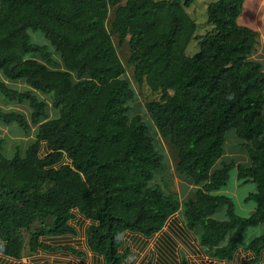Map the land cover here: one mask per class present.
I'll use <instances>...</instances> for the list:
<instances>
[{
    "label": "trees",
    "instance_id": "obj_1",
    "mask_svg": "<svg viewBox=\"0 0 264 264\" xmlns=\"http://www.w3.org/2000/svg\"><path fill=\"white\" fill-rule=\"evenodd\" d=\"M244 1L207 4L210 30L199 51L187 56L196 23L186 8L194 0H0V71L50 94L57 110L48 119L46 103L31 90L0 81L3 98L26 101L37 126L23 155L16 149L6 158L0 139V254L20 259L22 231L34 222L39 225L28 238L30 253L74 252L43 239L74 234L71 221L79 216L89 221V251L103 264H124L130 254L122 249L124 236L150 238L180 210L186 231L199 227L197 243L209 258L233 259L243 233L264 226V69L249 59L258 33L237 22ZM28 30L40 31L59 60L32 43ZM112 32L119 43L127 39L134 81L161 92L145 110L176 150V173L199 185L182 202L177 193L150 184L162 169V155L141 117L128 115L134 92ZM0 121L30 130L19 112L0 109ZM229 131L241 141L248 165L215 167ZM232 168L239 180L255 185L244 197L255 205L247 216L236 213L231 197L217 194ZM221 209L224 217H214ZM247 248L256 259L264 232ZM178 264L188 261L181 256Z\"/></svg>",
    "mask_w": 264,
    "mask_h": 264
},
{
    "label": "rangeland",
    "instance_id": "obj_2",
    "mask_svg": "<svg viewBox=\"0 0 264 264\" xmlns=\"http://www.w3.org/2000/svg\"><path fill=\"white\" fill-rule=\"evenodd\" d=\"M124 1L125 0H122V4L124 3ZM213 1L216 0H194V2L188 8H186L187 13L196 23V31L194 37L187 45V48L185 50V54L187 56H192L199 51V40L210 30V25L206 22V6ZM112 14L113 13L111 9L106 22V27L109 31ZM243 26L249 27L258 33L256 46L252 54L249 56V59L261 62L264 69V19L262 18L260 20L259 26H254L251 24H245ZM28 34L32 43L45 45L48 50L53 52V58L56 60L59 59L58 54L54 51V48L49 44L46 37L40 31L28 30ZM111 38L115 46L117 55L120 58L121 63L123 64L125 69L123 77L127 79L130 87L134 92V98L127 104L128 115L129 117L135 115L141 117V119L147 126L148 133L153 139L156 150L162 155V169L161 171L156 172L154 179L150 182V184L158 185L164 192L171 191L177 193L181 202L184 199L193 197L194 192L199 187V185H194L184 176L176 173V150L168 142L167 139L163 138L159 134L145 110V104L150 101L159 100L161 97V92L151 91L145 82L137 83L134 81L133 66L127 62L130 53L127 39L122 43H119L117 35L113 32L111 33ZM73 80H75L74 76ZM0 130V135L8 133L6 136H11V133L9 131L3 133L4 130ZM247 159L248 158L244 148L241 145V141L234 135L232 131L227 132L224 152L219 161L216 163L215 167L220 166L221 162L246 164ZM254 191V183L242 182L241 180H239L237 178L236 169L232 168L228 173V180L226 185L222 187L217 192V194L231 197L235 206L236 213L240 216H247L249 213H247L248 211H246V209L250 207V205L254 206V203L252 201L245 202L244 197ZM175 215V220L173 221H175L174 225L176 227L171 224L172 222H168L165 227L161 229V231L150 238H143L142 240L137 239L135 241L134 239L129 237V235L124 236L122 249H128L130 252L124 264H178L180 260L179 256H183V253H191L193 249L188 247L184 241L194 239L193 237L198 234L199 227H196L193 232L189 233L188 231L183 229V218L181 211H177ZM38 225V222H34L31 225L30 230L22 231L24 257L31 255L28 249V238L31 230ZM71 225L75 230L73 237L76 239L77 243L74 242V244L68 247L73 249L74 252L70 250H65L66 252H52L56 255H61L62 257L64 256L63 259L58 260L56 264H86V261L88 259V247L81 239L85 232L84 224H79L78 221L74 219L71 221ZM256 234H259L257 227L247 229L243 233V238L239 243V247L245 246L250 238ZM166 238L167 242L165 244L164 241ZM200 253L201 252H199V254ZM201 255H203L204 258L206 257L204 253H201ZM192 264L196 263L192 262Z\"/></svg>",
    "mask_w": 264,
    "mask_h": 264
},
{
    "label": "crops",
    "instance_id": "obj_3",
    "mask_svg": "<svg viewBox=\"0 0 264 264\" xmlns=\"http://www.w3.org/2000/svg\"><path fill=\"white\" fill-rule=\"evenodd\" d=\"M262 18L264 19V0H245L243 3V6H242V13L238 17L237 20H238V23L240 25L242 24V26L245 24H251L254 26H259L260 20ZM0 81L4 82L9 88L17 90L19 92L31 90L33 92V94H35L39 100H42L46 103L45 111L47 114V118L49 119V118H54L57 116V110L54 109L52 107V104H51L50 94L42 93L40 91L32 89L25 82L24 79H18L15 81H10L3 76L1 71H0ZM0 109H2L3 111H6V112L15 111V112H19V113L23 114L25 119L27 120L28 124L30 125L29 132L25 134L17 126L16 123H11L9 125H5L0 121V129L4 130L3 133L6 131H9L11 133V136H6L8 133H6L4 135H0V139L3 140L2 153L4 154V156L6 158L12 157L13 154L15 153L16 149L18 150L20 155H23L27 146L35 140V134H36V129H37V126L33 125L31 123V120H30L31 108L29 107V104L26 101L20 103V102L14 101V100L4 99L3 96L0 94ZM248 164H249V160L247 159V163L244 165H248ZM254 208H255V205L254 206L250 205V207H248L246 209V211H248L247 213H249V214L252 213L254 211ZM223 213H224V210L221 209L220 211L215 213L216 215L214 214L213 216L214 217L216 216V218H223L224 217ZM175 216L176 215L174 214V216H172L167 221V223L172 222L171 224L174 225L175 221H173V220H175ZM75 220H77L79 224L83 223L84 224V230H86V227L89 223L88 220L82 219L79 216L76 217ZM256 227L258 228L259 234H256L254 236L260 235L261 233L264 232V226L263 225H258ZM177 229H178V227H177ZM183 229H184V225H183ZM191 232H193V231H190L189 233H191ZM127 235H129V237H131L135 241L137 239L142 240L143 238L144 239L146 238V237H143V236L138 235V234H127ZM254 236H252V237H254ZM193 238L194 239H192V240L184 241L188 247L193 249V251L191 253H186V254L183 253V256L188 261V264H192V262H195L196 264L197 263H205V264H264V250L255 259L254 253L251 252L250 250H248L247 244L243 247H239V246L237 247L236 252L234 253V257L231 261H226V260L219 261V260L211 259L207 256V252L203 248L198 246L197 235L194 236ZM81 239L86 244L85 232H84L83 237ZM166 240H167V238H166ZM74 242L77 243L76 239L73 237V234L61 236V237L43 239V244H46L50 247H65V246L68 247V246L74 244ZM0 243H1V238H0ZM62 251H64V250L49 251V250L38 249L36 252L31 253V255H28L27 257L26 256L24 257V253L22 251V256L20 259H12V258H9V257H6V256L0 254V264H56V262L58 260L63 259L64 256L62 257L61 255L59 256V255H56L52 252H62ZM199 252L204 253L206 255V257L204 258L203 255H201V253L199 254ZM180 257L181 256H179V259H180ZM86 264H103V260L99 256L92 254L88 249V259L86 261Z\"/></svg>",
    "mask_w": 264,
    "mask_h": 264
},
{
    "label": "bare ground",
    "instance_id": "obj_4",
    "mask_svg": "<svg viewBox=\"0 0 264 264\" xmlns=\"http://www.w3.org/2000/svg\"><path fill=\"white\" fill-rule=\"evenodd\" d=\"M173 220V219H172ZM185 229V228H184ZM171 244V243H170ZM43 262V261H42ZM169 262V261H168Z\"/></svg>",
    "mask_w": 264,
    "mask_h": 264
}]
</instances>
